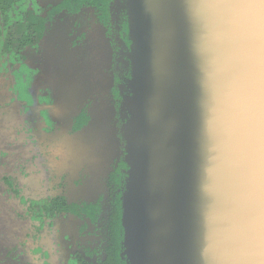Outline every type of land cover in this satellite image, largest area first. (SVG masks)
Returning a JSON list of instances; mask_svg holds the SVG:
<instances>
[{
	"label": "water",
	"instance_id": "95a60500",
	"mask_svg": "<svg viewBox=\"0 0 264 264\" xmlns=\"http://www.w3.org/2000/svg\"><path fill=\"white\" fill-rule=\"evenodd\" d=\"M244 2L246 18L264 37V0ZM108 12L112 23L125 25L129 42L113 70L102 35L100 62L107 94L102 160L116 151L127 167L121 197L126 263L264 264V227L246 233L234 218L250 145L258 149L264 183V48L243 49L235 28L215 20L206 28L179 2L153 13L139 0H110ZM248 35L254 39L255 30ZM78 55L86 56L84 47ZM74 56L54 52L47 65L60 72L75 64ZM257 59L261 71L248 95L237 66ZM233 241L235 250L223 255Z\"/></svg>",
	"mask_w": 264,
	"mask_h": 264
},
{
	"label": "flooded vegetation",
	"instance_id": "af4514ba",
	"mask_svg": "<svg viewBox=\"0 0 264 264\" xmlns=\"http://www.w3.org/2000/svg\"><path fill=\"white\" fill-rule=\"evenodd\" d=\"M117 24L102 0H9L0 10V216L11 225L0 233V264L116 263L113 206L124 168L116 151L102 160V120L94 121L87 94L102 88V35L113 70L120 66L128 43L125 25ZM48 46L51 54L76 56L84 47L92 62L58 72L43 63ZM61 73L68 83L59 87ZM65 94L68 105L56 114ZM54 132L72 153L66 162L57 150H42ZM82 132L87 137L80 140ZM10 136L22 140L11 147ZM38 201H44L39 213L28 209Z\"/></svg>",
	"mask_w": 264,
	"mask_h": 264
},
{
	"label": "snow or ice",
	"instance_id": "6c2138e0",
	"mask_svg": "<svg viewBox=\"0 0 264 264\" xmlns=\"http://www.w3.org/2000/svg\"><path fill=\"white\" fill-rule=\"evenodd\" d=\"M139 2L153 13H156L166 3L179 2L186 11L204 20L206 28L213 20L222 23L229 29L235 28L242 38L243 49L259 51L264 48V37L261 36L259 24H253L244 14V9L248 7L244 0H139ZM253 29L256 33L254 39L248 35ZM237 69L242 70L246 77L245 93L254 94L257 78L261 71L260 61L257 59L255 63H251L243 69L238 65ZM257 151L258 149L254 146H249V155L240 173L246 179L243 186V203L234 210L236 222L246 233L258 232L264 227V207H262L264 183H262ZM229 210L233 211L231 207ZM237 243V241H233L226 245L221 253L226 256L235 250Z\"/></svg>",
	"mask_w": 264,
	"mask_h": 264
},
{
	"label": "rangeland",
	"instance_id": "374dc122",
	"mask_svg": "<svg viewBox=\"0 0 264 264\" xmlns=\"http://www.w3.org/2000/svg\"><path fill=\"white\" fill-rule=\"evenodd\" d=\"M52 48L50 47V46H48V50H46V53L43 55V63L45 64L46 62H51L52 63V60H53V51H52V54H51V50ZM88 55L86 54V56H84V57H81V55L79 56H74L75 57V60H74V62H75V64H83L84 66H87V65H89V62H92V60L89 58V57H87ZM51 67H53V68H55L54 67V65H50ZM75 67H76V65H74ZM88 67V66H87ZM2 68V67H1ZM70 68H72V67H70V65L67 67H65V71H68V70H70ZM64 70H62V71H64ZM62 71H60V72H62ZM57 72V71H56ZM84 73H85V75L89 72V70H84L83 71ZM75 73V72H74ZM73 73V74H74ZM71 74H72V72H71ZM89 79V78H88ZM94 81V80H93ZM62 82H64V79H63V77H62V73L59 75V80H57V83H58V85H59V83H60V85H59V87H61L62 86ZM92 92L93 91H91L89 94H87V95H90L91 97V99H90V102H92V105H93V107H92V109L91 110H89V112L91 113V115H92V117H93V119H94V121H96V123H98L100 120H102V117H100V112H102V109H104L103 108V106H102V109L100 108V103H101V101H98V99H99V97H102V101L103 100H105L106 98H107V94H106V85H104L102 88H101V91H98V88H96V93H95V95H92ZM60 95H61V93H59ZM112 98H114V97H112ZM109 99H110V95H109ZM0 104L2 105V104H4V100H3V98L0 96ZM107 100V99H106ZM6 101V100H5ZM67 102H68V99L66 100ZM111 101V100H110ZM59 102V103H58ZM57 103L58 104H56V106L58 107V108H56L55 109V113L56 114H59L60 115V113H61V110L60 109H62L63 108V105H60V103H61V98H58L57 99ZM62 104V103H61ZM66 103H64V105H65ZM72 104V103H71ZM59 105V106H58ZM103 105V104H102ZM65 106H67V105H65ZM77 109V108H76ZM72 110V109H71ZM74 110H72V112H73ZM93 112H94V114H96V115H94L93 114ZM51 115H52V113L50 114V117H51ZM53 116V118L51 117V119L53 120V124L54 125H56V118H55V116L54 115H52ZM91 127V126H90ZM88 129V128H87ZM7 134H8V132H6ZM82 135H84V137L86 138L87 137V135H86V133L85 132H82V134H81V136H78V139H80L81 140V137H82ZM7 137V136H6ZM0 138H3V135H0ZM19 139H21L20 137H18V136H10V140H9V142H10V144H11V147L12 146H15L16 144H17V141L19 140ZM57 139H58V142H57ZM60 138H59V136H58V133H56V132H54L53 133V135H51L50 136V139L48 138V140H43V146H42V150L45 152L46 150L48 151V153H52L53 151H58L59 153H61V155L63 156V161L64 162H66V160L68 159V157H67V155H66V153L64 152V150H65V148L62 146V145H64L65 143L63 142L62 143V141L61 140H59ZM64 139V138H63ZM62 139V140H63ZM22 140V139H21ZM84 140V144H85V139H83ZM58 143V144H57ZM67 143V142H66ZM22 144V143H21ZM68 144L69 145H71V144H73L72 142H68ZM77 145V144H76ZM22 146V145H21ZM84 148V150H85V148L86 147H83ZM12 149V148H11ZM99 149V148H98ZM83 153H85V151H83L82 152V154ZM72 153L71 152H68V155H71ZM92 159V158H91ZM91 159H89V160H91ZM63 162V163H64ZM36 179H33V178H31V179H28V182L31 184V183H33V184H36L37 182L35 181ZM44 203V201H38V202H33L32 204H30V206H29V210H31V211H34L35 213L36 212H38L39 213V211H40V204L42 205ZM130 212H131V208L129 207V206H127V218L130 216ZM45 217L46 215H39L38 217H37V219L38 218H42V217ZM42 220V219H41ZM8 219L7 218H4V217H1L0 216V233H2V226H4V228H6L7 226H10L11 227V225L8 223ZM7 229H8V227H7ZM7 231H9V230H7ZM0 239H2L1 237H0Z\"/></svg>",
	"mask_w": 264,
	"mask_h": 264
},
{
	"label": "trees",
	"instance_id": "16d2710c",
	"mask_svg": "<svg viewBox=\"0 0 264 264\" xmlns=\"http://www.w3.org/2000/svg\"><path fill=\"white\" fill-rule=\"evenodd\" d=\"M103 2V7H104V14L106 12L107 15V19H109V12H108V7H109V2L110 0H102ZM9 3V0H0V10H3L5 8V5ZM107 6V8H105ZM7 7V6H6ZM128 45L129 42L127 41ZM118 81V80H117ZM113 95L116 97L117 93L113 91ZM121 157H124V152H123V148L121 149ZM120 165L124 168V173H123V178L122 181L120 182V180L117 178L116 179V184H118L119 186V192L116 194V200L113 206L114 209V227L115 230L117 231V235H116V263L115 264H127L126 260H125V256L123 254L124 252V248L122 246V242H123V227H122V201H121V197L122 194L124 192V188H125V178H126V174L125 171L127 169L125 163L123 162V160H121Z\"/></svg>",
	"mask_w": 264,
	"mask_h": 264
}]
</instances>
